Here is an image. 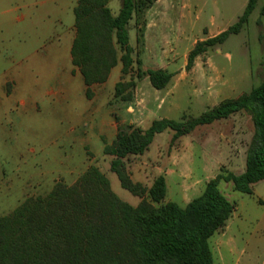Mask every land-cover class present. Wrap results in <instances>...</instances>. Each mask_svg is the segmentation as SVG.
Segmentation results:
<instances>
[{
  "label": "rangeland",
  "instance_id": "1",
  "mask_svg": "<svg viewBox=\"0 0 264 264\" xmlns=\"http://www.w3.org/2000/svg\"><path fill=\"white\" fill-rule=\"evenodd\" d=\"M247 1L145 0L142 10L136 11L127 24L133 63L123 74L118 62L107 83L109 90L95 87L98 99L108 98L116 121L125 113L127 119L135 121L133 125L145 130L154 119L185 122L223 99L248 93L264 78V13L261 12L264 0L256 2L238 33L229 34L220 45L208 47L186 68L187 55L196 42L233 25ZM107 5L115 15L121 0H109ZM18 15H22L20 10ZM116 48L121 55L118 45ZM147 68L173 73L171 81L164 89H155L142 76ZM120 80L133 82L125 90L131 99L111 95L112 84ZM71 81L74 86L76 80ZM77 96L73 94L72 98ZM128 106L131 109L126 110ZM3 124L6 128L0 136V177L6 183L3 187L8 197L0 200V216L18 204L22 184L32 182L28 180L33 172L31 167L43 174L56 173L59 159L68 150L67 140L58 135L68 122L53 106L42 110L37 121L14 120L12 126L3 120ZM127 124H120L119 128ZM253 132L250 115L240 111L199 125L175 139L174 131L166 129L154 135L142 154L129 155L123 160L130 178L146 187L154 177L163 175L166 195L162 203L172 201L185 206L217 174L244 171ZM101 146L97 140L84 145L82 150L77 146L76 159L84 160L83 170L89 165L98 167L109 180L113 193L136 206L140 197L121 186L117 175L110 170L112 156L105 155ZM67 181L52 180L51 185ZM218 188L233 204V211L225 226L209 238L215 264H264V179L252 184L250 193L235 190L230 181H220Z\"/></svg>",
  "mask_w": 264,
  "mask_h": 264
},
{
  "label": "trees",
  "instance_id": "2",
  "mask_svg": "<svg viewBox=\"0 0 264 264\" xmlns=\"http://www.w3.org/2000/svg\"><path fill=\"white\" fill-rule=\"evenodd\" d=\"M108 1L77 0L73 9L76 32L70 56L82 75L87 98L92 96L90 86L105 82L118 62L123 74L133 63L127 24L145 0H121L115 15ZM257 1L248 0L227 29L197 41L187 55L186 68L208 47L238 33ZM142 76L155 89H164L173 73L147 68ZM131 86L132 81L116 82L114 95L131 99L125 93ZM240 111L247 112L254 125L242 173L217 174L185 206L162 203L166 195L163 175L156 176L149 187L130 178L123 159L142 154L155 134L171 129L175 139ZM103 153L112 156L110 170L123 188L140 197L138 204L118 198L105 174L90 165L74 183L56 182L47 194L28 197L0 216V264H215L209 238L225 226L233 211L219 182L230 181L235 190L250 193L252 184L264 179V78L248 93L223 99L185 122L154 119L145 130L128 123L118 129L110 144H104Z\"/></svg>",
  "mask_w": 264,
  "mask_h": 264
},
{
  "label": "crops",
  "instance_id": "3",
  "mask_svg": "<svg viewBox=\"0 0 264 264\" xmlns=\"http://www.w3.org/2000/svg\"><path fill=\"white\" fill-rule=\"evenodd\" d=\"M76 3L77 0H0V136L6 128L3 120L12 126L14 120L34 122L42 110H50L52 106L68 122L58 131L68 144V150L59 159V171L43 174L31 167L33 172L28 180L32 182L22 184L18 204L8 213L28 197L47 194L53 187L52 180L74 183L90 166L83 170L84 160L76 159L77 146L82 150L84 145L97 140L101 141L103 152L102 138L110 139L106 142L110 144L120 124L135 122L127 119L125 113L116 121L108 98L97 97L95 87L109 90L107 83L115 66L105 82L90 86L91 98L85 95L82 75L70 56L76 32L73 13ZM72 78L76 80L74 86ZM73 94L78 98H72ZM129 109L130 106L126 110ZM3 186L6 183L0 177V200H7L4 192L7 189Z\"/></svg>",
  "mask_w": 264,
  "mask_h": 264
}]
</instances>
